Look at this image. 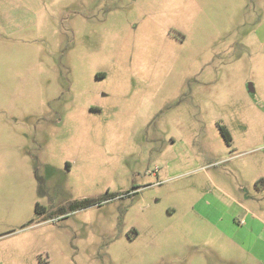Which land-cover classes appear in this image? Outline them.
Segmentation results:
<instances>
[{
    "label": "rangeland",
    "instance_id": "rangeland-1",
    "mask_svg": "<svg viewBox=\"0 0 264 264\" xmlns=\"http://www.w3.org/2000/svg\"><path fill=\"white\" fill-rule=\"evenodd\" d=\"M260 179L264 0H0V264H264Z\"/></svg>",
    "mask_w": 264,
    "mask_h": 264
},
{
    "label": "trees",
    "instance_id": "trees-1",
    "mask_svg": "<svg viewBox=\"0 0 264 264\" xmlns=\"http://www.w3.org/2000/svg\"><path fill=\"white\" fill-rule=\"evenodd\" d=\"M219 131H220V134L222 135V137L224 139L225 144L226 145H229L230 144V141H231V137H230L229 133L224 128H222V127L219 129ZM259 185H264V180L260 179L259 181H257L255 186L258 187ZM110 197H112V196H110V195L107 196V198H110ZM84 203H85V205H84L83 208L92 205V203L89 202V201H87V200ZM72 207H73L72 209H74L76 207V205H73ZM41 210H42L41 207L36 206V212L38 214L40 213Z\"/></svg>",
    "mask_w": 264,
    "mask_h": 264
},
{
    "label": "water",
    "instance_id": "water-1",
    "mask_svg": "<svg viewBox=\"0 0 264 264\" xmlns=\"http://www.w3.org/2000/svg\"><path fill=\"white\" fill-rule=\"evenodd\" d=\"M252 91H254L253 90V87L251 86V84H249V86H248V92L251 93Z\"/></svg>",
    "mask_w": 264,
    "mask_h": 264
},
{
    "label": "flooded vegetation",
    "instance_id": "flooded-vegetation-1",
    "mask_svg": "<svg viewBox=\"0 0 264 264\" xmlns=\"http://www.w3.org/2000/svg\"><path fill=\"white\" fill-rule=\"evenodd\" d=\"M97 77H98V78H102V79H103V78H104V75H100V76H99V75H97Z\"/></svg>",
    "mask_w": 264,
    "mask_h": 264
},
{
    "label": "crops",
    "instance_id": "crops-1",
    "mask_svg": "<svg viewBox=\"0 0 264 264\" xmlns=\"http://www.w3.org/2000/svg\"><path fill=\"white\" fill-rule=\"evenodd\" d=\"M257 256V255H256Z\"/></svg>",
    "mask_w": 264,
    "mask_h": 264
}]
</instances>
